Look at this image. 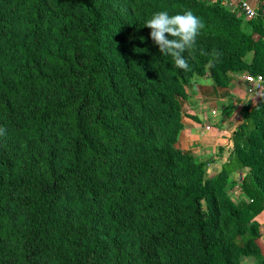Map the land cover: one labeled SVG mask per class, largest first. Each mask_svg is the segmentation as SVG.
Segmentation results:
<instances>
[{"label": "trees", "instance_id": "trees-1", "mask_svg": "<svg viewBox=\"0 0 264 264\" xmlns=\"http://www.w3.org/2000/svg\"><path fill=\"white\" fill-rule=\"evenodd\" d=\"M137 1L139 16L117 0H0V264H242L243 247L259 251L264 97L213 176L144 126H184L194 72L264 74V9ZM160 10L203 22L188 71L144 26ZM243 168L238 201L226 183ZM223 214L243 238L224 235Z\"/></svg>", "mask_w": 264, "mask_h": 264}, {"label": "rangeland", "instance_id": "rangeland-1", "mask_svg": "<svg viewBox=\"0 0 264 264\" xmlns=\"http://www.w3.org/2000/svg\"><path fill=\"white\" fill-rule=\"evenodd\" d=\"M117 1L122 4L125 10L131 11L134 16L141 15L140 4L137 0L134 2L130 0ZM250 1L257 10L261 7L264 9V0ZM244 16L246 19L248 18L246 15ZM255 36L258 37L257 34ZM231 74L233 76V80L231 82L228 83L224 78H221L222 83L220 84L211 74V71L208 67L206 68V72L204 74L194 72L189 75L188 80H185L187 97H178L180 102L179 116L183 121L184 126L181 129L171 127L165 130H163L159 125L157 126L155 124L144 126L145 132L151 137L154 144L157 147H166L168 143H172L177 148L182 149V147L185 146L190 150V148L192 149L199 146V142L201 140L206 139L204 136L199 137L196 132L194 133L195 128H197L200 134V132L205 129H207L209 132H213L216 128L218 130L222 129L225 130V132H229V130L234 126L237 127L240 121L244 120L246 117L247 111L245 107L255 104L259 98L264 97V95L261 94L259 90L254 88L250 83H246V72L242 74L232 71ZM244 89L248 91V96L251 95L249 99L241 96V94H244L242 92ZM198 114L202 117H208H205L204 122H201L198 118H196ZM185 123L187 124L186 126ZM226 129L228 130L226 131ZM179 136L180 144H177ZM229 139H232V137L229 138L227 135H225V139L222 142L229 141ZM224 148L225 146L223 145L222 148L218 149L223 151ZM182 150L184 152H189L185 149ZM210 150L214 151V146L210 147ZM203 159H207L205 163L208 167L211 159L208 157H204ZM207 176L208 171L206 177ZM244 176L245 173L238 174L237 172H234L232 175H230L226 183V188L229 189L228 191L232 194V197L238 201L244 198L243 194L241 195L239 188ZM225 220L226 215L223 214L222 226H225L226 228L224 235L227 238L232 236H235L236 239L243 238L245 232L241 233V231H238L235 227V224L227 225ZM260 235L261 233L259 236ZM258 238L259 237H257V239ZM257 239L256 244L259 248V251L256 252L255 249H252L251 247L249 248L251 250L248 249L249 251L245 252L243 247L242 253L240 254V260L242 264H251L252 261H257L258 257L261 256V249ZM260 262L261 264H264L263 261L260 260Z\"/></svg>", "mask_w": 264, "mask_h": 264}, {"label": "clouds", "instance_id": "clouds-1", "mask_svg": "<svg viewBox=\"0 0 264 264\" xmlns=\"http://www.w3.org/2000/svg\"><path fill=\"white\" fill-rule=\"evenodd\" d=\"M150 37L162 55L170 56L176 68L188 71L184 53L192 48L203 28V22L191 10L170 14L167 10L154 12L144 22ZM143 39V38H142Z\"/></svg>", "mask_w": 264, "mask_h": 264}, {"label": "crops", "instance_id": "crops-1", "mask_svg": "<svg viewBox=\"0 0 264 264\" xmlns=\"http://www.w3.org/2000/svg\"><path fill=\"white\" fill-rule=\"evenodd\" d=\"M242 82H243V80H242ZM246 83L249 84V82H246ZM242 92L244 94H241V96H243V97H245L247 99L250 98L251 95L248 96V91H246L244 89V91H242ZM205 117H208V116H205ZM205 117H202L201 115L198 114V116L196 118H198L201 122H204ZM242 121L243 120H241L240 123ZM186 125L187 124L185 123V126ZM237 127L234 126L232 129L229 130V132H225V130H222V129L218 130L217 128L213 132H209L207 129H205V130H202L200 132V134H199L197 128H195L194 133L196 132L199 137L204 136L206 139L205 140L204 139L201 140L199 142V144H200L199 146L194 147L192 149L190 148V150L187 147H185V146H183L184 148L182 146L181 147H182V149L188 150L189 153L194 155L199 161L206 162L207 159L204 160L203 158L204 157L205 158L206 157L210 158L211 162H209L210 164H209L208 167L206 166V174H207V171H208V176H213V175H215L216 173H218L221 170L223 163L228 160V157L231 154L232 149H233V146H232L233 141H232V139H229V141H226V142H222V141L225 139V135H227L229 138H231L232 135H233L234 130ZM227 130L228 129H226V131ZM222 143H224V144H222ZM177 144H180V136H179V140H178ZM221 145L225 146L223 151H220L221 149L220 150L218 149V148H222ZM212 146H214V151L210 150V147H212ZM236 172L238 174H240V173H245L246 174L248 172V168H243V169L238 170ZM255 219L259 223V229H260V233H261V235L257 239V242H258V244L260 246V249H261V256L258 257L257 261L256 260L252 261L251 264H261L260 260L262 258H264V210L261 213H259L255 217Z\"/></svg>", "mask_w": 264, "mask_h": 264}, {"label": "built area", "instance_id": "built-area-1", "mask_svg": "<svg viewBox=\"0 0 264 264\" xmlns=\"http://www.w3.org/2000/svg\"><path fill=\"white\" fill-rule=\"evenodd\" d=\"M224 4L232 10L239 11L248 18H254L258 15V10L253 6L250 0H224ZM246 81L264 95V74L245 75Z\"/></svg>", "mask_w": 264, "mask_h": 264}]
</instances>
